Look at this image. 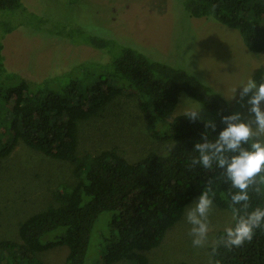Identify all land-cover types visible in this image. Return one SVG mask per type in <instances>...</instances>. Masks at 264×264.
I'll return each mask as SVG.
<instances>
[{
	"label": "trees",
	"instance_id": "16d2710c",
	"mask_svg": "<svg viewBox=\"0 0 264 264\" xmlns=\"http://www.w3.org/2000/svg\"><path fill=\"white\" fill-rule=\"evenodd\" d=\"M78 1L66 0V4ZM183 6L188 16L211 17L231 26L249 49L264 51V0H183ZM0 9H19L15 17L20 16L22 23L33 15L22 0H0ZM75 24L69 32L72 41L111 53L99 62L107 71L91 81L74 76L61 83L53 82L55 76L33 81L9 72L0 41V78L16 81L0 89V111L5 112L7 124L0 135V158L23 141L46 155L69 161L74 178L53 191V202L20 221L19 240H0V264H46L39 253L64 244L69 247L64 264H84L93 226L105 210L115 211L110 223L114 235L97 264L120 260L148 264L144 251L162 243L168 228L181 219L202 189L209 190L216 205L229 210L228 197L234 190L221 169L190 166L196 155L193 145L205 130V120L191 121L181 113L168 122L165 133L159 134L156 127L171 115L185 92L209 110L218 132L224 126L218 113L234 110L226 98L187 70L155 60L98 26L87 30ZM125 90L137 94L141 109L148 114L150 131L173 141L170 150L149 151L136 161H129L116 147L78 152L81 124L102 116ZM249 194L251 207L264 206V185L250 186ZM224 229L214 232L209 246L218 264H264V229L256 230L251 241L231 248L218 243ZM53 231L56 234L45 240Z\"/></svg>",
	"mask_w": 264,
	"mask_h": 264
},
{
	"label": "rangeland",
	"instance_id": "374dc122",
	"mask_svg": "<svg viewBox=\"0 0 264 264\" xmlns=\"http://www.w3.org/2000/svg\"><path fill=\"white\" fill-rule=\"evenodd\" d=\"M22 3L33 13L23 23L20 16L15 17L19 9H0L3 28L16 25L7 32L0 26V41L8 71L28 80L55 76L52 81L61 83L74 76L91 81L107 71L99 62L111 53L72 41L69 32L75 23L87 30L98 26L103 32L148 52L155 60L187 70L226 99L241 81L252 76L259 83L264 75V51L249 49L239 31L231 26L211 17L188 16L183 0H80L74 5H67L66 0H22ZM15 82L4 76L0 78V89ZM236 95L238 99L239 89ZM191 99L185 92L180 94L171 115L157 122L159 134L165 133L168 122L183 113ZM228 102L248 119L246 106L240 107L237 100ZM4 116L5 112L0 111V135L7 125ZM200 118L210 119V112L203 105ZM148 122L137 94L125 90L102 116L81 124L78 152L97 153L116 147L129 161H136L149 151L170 150L173 141L155 136ZM72 169L69 161L46 155L23 141L11 154L0 158V240H19L20 221L53 202V191L61 183L74 180ZM196 198L186 206L181 219L168 228L162 243L144 251L148 264H218L209 246L214 232L232 223L231 212L213 202L207 240L202 246L193 247L185 213ZM114 213L105 210L98 216L84 264H97L101 260L114 235L110 225ZM55 234L50 232L44 239ZM68 250L64 244L40 252L39 256L46 264H64ZM112 264L133 263L120 260Z\"/></svg>",
	"mask_w": 264,
	"mask_h": 264
},
{
	"label": "clouds",
	"instance_id": "9594fccd",
	"mask_svg": "<svg viewBox=\"0 0 264 264\" xmlns=\"http://www.w3.org/2000/svg\"><path fill=\"white\" fill-rule=\"evenodd\" d=\"M225 100H237L240 107L246 106L248 119H244L240 109L218 113L224 125L218 132L215 120H205V130L193 145L192 151L196 155L192 157L190 166L221 169L225 181L234 190L228 197L232 223L218 238L219 244L231 248L251 241L256 230L264 229V206L253 208L249 204L250 186L264 185V140L260 139L264 137V75L259 83L252 76L241 81L233 95ZM201 111L202 104L191 99L182 115L197 121ZM255 191L260 194V187ZM212 205L213 197L209 190L202 189L195 202L186 209L185 220L193 247H200L207 240Z\"/></svg>",
	"mask_w": 264,
	"mask_h": 264
}]
</instances>
